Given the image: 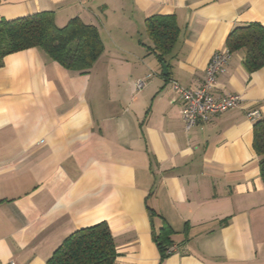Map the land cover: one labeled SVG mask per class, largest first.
I'll use <instances>...</instances> for the list:
<instances>
[{
	"label": "crops",
	"instance_id": "obj_1",
	"mask_svg": "<svg viewBox=\"0 0 264 264\" xmlns=\"http://www.w3.org/2000/svg\"><path fill=\"white\" fill-rule=\"evenodd\" d=\"M47 11L58 26L95 25L104 49L86 73L37 48L0 66V264H47L68 235L99 222L114 264H264L252 147L264 66L247 72L244 50L232 52L213 96L238 94L240 105L189 131L170 85L198 87L235 26H264V0H0V20ZM155 14L173 15L179 29L163 61L145 29ZM146 205L173 231L163 259Z\"/></svg>",
	"mask_w": 264,
	"mask_h": 264
},
{
	"label": "trees",
	"instance_id": "obj_2",
	"mask_svg": "<svg viewBox=\"0 0 264 264\" xmlns=\"http://www.w3.org/2000/svg\"><path fill=\"white\" fill-rule=\"evenodd\" d=\"M145 29L158 58L169 54L179 32L173 15H152ZM225 45L229 52L244 50L243 66L253 72L264 66V26L258 22L235 26ZM28 48H37L68 70L86 73L102 53L104 46L95 25L79 17L58 26L52 11L31 14L12 20H0V66L5 56ZM252 147L259 157V174L264 182V120L253 123ZM151 193L148 194V197ZM147 197V198H148ZM146 210L151 234L161 259L171 254L173 231L166 224L156 225L159 214L150 206ZM117 255L110 229L105 222L80 228L68 235L54 250L47 264H114Z\"/></svg>",
	"mask_w": 264,
	"mask_h": 264
},
{
	"label": "built area",
	"instance_id": "obj_3",
	"mask_svg": "<svg viewBox=\"0 0 264 264\" xmlns=\"http://www.w3.org/2000/svg\"><path fill=\"white\" fill-rule=\"evenodd\" d=\"M230 55L231 52L228 49L213 52L207 62L202 83L196 88L184 87L177 80H170L171 88L176 92L180 102V113L185 131H189L198 123L208 121L214 115L240 105L241 96L238 94H230L220 99L213 96L217 75L227 65ZM144 82V79H138L135 83L136 88L140 89ZM247 116L254 119L259 116V111L251 110ZM170 251L173 252V249Z\"/></svg>",
	"mask_w": 264,
	"mask_h": 264
},
{
	"label": "water",
	"instance_id": "obj_4",
	"mask_svg": "<svg viewBox=\"0 0 264 264\" xmlns=\"http://www.w3.org/2000/svg\"><path fill=\"white\" fill-rule=\"evenodd\" d=\"M162 66H163V72H164V74H166L167 73V67L165 64H163Z\"/></svg>",
	"mask_w": 264,
	"mask_h": 264
}]
</instances>
